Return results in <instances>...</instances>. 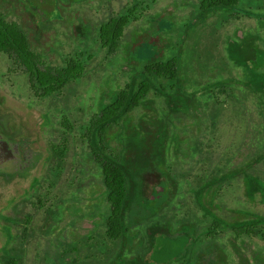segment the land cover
I'll return each mask as SVG.
<instances>
[{
  "label": "rangeland",
  "instance_id": "1",
  "mask_svg": "<svg viewBox=\"0 0 264 264\" xmlns=\"http://www.w3.org/2000/svg\"><path fill=\"white\" fill-rule=\"evenodd\" d=\"M29 3L34 17L27 15L25 25L35 29L41 27L37 21H47L39 29L43 36L36 49L39 54L47 56H43L44 65L60 67L64 59L79 53L90 59L82 77L68 83L57 94L39 97L30 89L27 76L7 56H0V111L3 114L12 112L28 128L26 132L34 138V153H41L48 143L49 146L61 143L62 138L67 141L63 169L57 178L52 172V162L45 170L41 160L33 161V175L40 178L41 184L31 199L33 208L29 203L24 208V212L32 213L34 227L25 264H50L52 260L49 257L44 259L48 251L41 236L47 218L51 225L48 256H52V251L62 252L75 241H86L90 246L91 235L87 232L93 231L97 236L103 233V225L98 223L100 197L94 188L98 167L94 160H89L88 135L83 134L84 128L96 120L100 109L129 83L132 76H138L142 67L167 59L176 62L175 81L154 78V84L160 88L153 90L156 96L152 102L143 99L141 104L144 117L154 119L153 126L158 133L178 134L180 127L174 121L178 116H181V123L187 118L188 122L192 121L191 128L204 117L198 138L202 150L211 153L214 159L220 157L222 165L233 159L239 150L246 152L243 142L248 135L247 117L239 103L244 101L241 97L243 85L251 88L264 68V0H238L235 7L221 8L210 15L199 10V0L145 2L147 7H141L144 9L138 12L142 16L124 29L123 40L114 53L100 47L96 27L128 8L132 0H29ZM8 21L22 22L19 17H10ZM133 34L142 37L133 40ZM243 38H253L251 45H246ZM217 86L227 88L225 93L231 90V97L217 91ZM251 101H246L249 110L253 108ZM205 102H208L207 106L203 105ZM64 116L71 128L69 133L61 126ZM165 118L162 126L161 119ZM255 118H259L256 113ZM94 151L97 158L99 154L96 149ZM206 165L201 163L192 168L190 181ZM144 177L148 188L158 185L154 174ZM26 187V181H16L10 190H3L2 199L15 193L19 195ZM165 196L164 192L159 203ZM221 196L230 209H245L264 215V205L242 201L238 183L226 187ZM146 198L147 195L143 194V199ZM47 208L50 214L45 211ZM190 208L192 201L188 196L176 210V216L181 217ZM72 227L82 235H77V240L64 246L51 240L55 235L60 241L58 238L64 237L63 231ZM2 240L0 237V246ZM175 240L168 251L160 249L159 257L180 249L181 240ZM254 248L264 251V242L253 237L244 248L248 257Z\"/></svg>",
  "mask_w": 264,
  "mask_h": 264
},
{
  "label": "trees",
  "instance_id": "2",
  "mask_svg": "<svg viewBox=\"0 0 264 264\" xmlns=\"http://www.w3.org/2000/svg\"><path fill=\"white\" fill-rule=\"evenodd\" d=\"M155 1L132 0L128 8L96 27L100 47L108 53L116 52L124 29L142 16L138 12L144 9L141 7H147L145 2ZM237 4L238 0H199L198 3L199 10L206 15ZM0 8L3 9L0 56H7L27 76L36 96L57 94L68 83L82 77L90 59L84 53L64 59L60 67L44 65L47 56L36 49L43 36L39 29L47 21H37L41 27L35 29L25 25V18L34 17V13L24 0H0ZM10 17H19L22 22L8 21ZM134 34L133 40L142 37ZM243 41L251 45L253 38H243ZM176 70L174 59L142 67L138 76H132L100 109L96 120L84 128L83 134L88 135L89 160H94L98 167L94 188L100 197L98 223L104 230L97 236L95 252L93 244L88 246L85 241L80 243L81 254L77 258L73 257L77 246H67L64 252L52 251L50 264H264V251L260 248H254L249 257L244 252L253 237L264 242V215L238 208L228 210L221 196L235 182L241 186L244 203L264 205V68L254 85L251 88L243 85L241 91L244 101L239 104L247 117L248 134L243 146L247 150H239L223 165L220 157L214 159L200 147L198 138L204 117L191 128L192 121L188 122L187 118L181 123L178 116L174 121L180 132L170 134L169 131L158 133L153 126L154 119L143 115V99L152 102L156 96L153 90L159 87L153 79L174 82ZM215 89L225 93L227 88ZM225 94L230 98L232 92ZM247 99L252 100L251 110L246 106ZM254 113L258 119H254ZM161 122L163 126L166 118ZM61 126L67 133L71 131L65 116ZM61 140L49 147L54 178L62 172L67 153V141ZM201 163H207L206 167L190 181L191 169ZM146 174L155 175L160 191L156 187L148 188ZM164 192L166 196L159 203ZM143 194L147 195L146 199ZM188 196L192 208L177 217L176 210ZM175 238L181 240L180 249L159 257L160 249L168 251ZM212 251L214 260L202 259ZM21 255L7 249L0 255V264H25Z\"/></svg>",
  "mask_w": 264,
  "mask_h": 264
},
{
  "label": "flooded vegetation",
  "instance_id": "3",
  "mask_svg": "<svg viewBox=\"0 0 264 264\" xmlns=\"http://www.w3.org/2000/svg\"><path fill=\"white\" fill-rule=\"evenodd\" d=\"M24 1L32 9L29 0ZM10 113L7 112L6 114H3L0 111V200H2L0 201V237L3 239L0 246V255L7 249L11 250L14 254L20 252L22 254L21 259L25 262L29 241L32 239L34 227L32 224V213L24 212V208L28 203L33 208V202L31 199L34 197V194L37 192L39 185L41 184L40 178L33 175V161L35 159L39 161L41 160L42 167L46 170L50 164V146L48 143L41 153H34V138L26 132L28 128L23 122L13 113ZM16 181H26L27 187L19 195H16L15 193L12 196L8 195V197L2 199L3 190L5 191L7 188L10 190L11 187L16 184ZM39 200L41 199L39 198ZM3 201L4 203L2 204ZM227 209L230 210V208ZM45 211L49 213L48 208L45 209ZM54 225L52 226L54 227ZM50 227L51 225L47 218V221L41 228V236L46 241L48 251L45 253L44 259L49 257L48 255L51 251L48 244L50 241ZM72 230H74L75 233ZM86 234L91 235V242L95 247V252L97 235L93 231L87 232ZM77 235L76 228L72 227V229L68 231H63L64 237L58 238L60 241L56 239L55 235L52 236L53 239L51 240H56L59 246H64L67 243L73 242V240H77ZM78 236L81 237L82 235L79 234ZM63 239L65 241H61ZM73 243L77 246V250L74 254L80 255L81 242L75 241ZM64 250H62V252H64ZM215 257V252L212 251L202 259L208 261L209 259L214 260ZM1 260L2 257H0V262Z\"/></svg>",
  "mask_w": 264,
  "mask_h": 264
},
{
  "label": "water",
  "instance_id": "4",
  "mask_svg": "<svg viewBox=\"0 0 264 264\" xmlns=\"http://www.w3.org/2000/svg\"><path fill=\"white\" fill-rule=\"evenodd\" d=\"M161 190V188L160 187H156V191L158 192V191H160Z\"/></svg>",
  "mask_w": 264,
  "mask_h": 264
}]
</instances>
